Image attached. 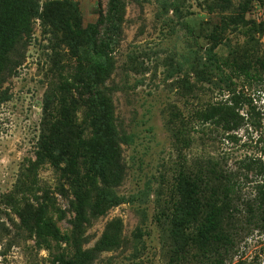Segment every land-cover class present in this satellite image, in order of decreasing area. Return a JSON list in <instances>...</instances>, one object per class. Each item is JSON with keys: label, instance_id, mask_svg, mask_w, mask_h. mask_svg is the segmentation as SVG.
<instances>
[{"label": "rangeland", "instance_id": "obj_1", "mask_svg": "<svg viewBox=\"0 0 264 264\" xmlns=\"http://www.w3.org/2000/svg\"><path fill=\"white\" fill-rule=\"evenodd\" d=\"M124 1L121 31L110 49L114 69L101 85L112 101L118 131L123 167L111 187L122 201L85 224L77 240L83 250L93 249L108 225L116 222H121V237L117 247L95 252L89 264H166L175 226L164 217L171 212L161 218L160 212L172 204L179 172L195 171L206 160L219 163L236 184L220 234L225 237L219 248L227 251L226 264H264V221L256 201L257 186L264 181V84L235 79L237 91L251 96L256 109L244 104V120L234 130L193 117L198 108L229 96L208 81L210 74L202 78L199 71L207 61L209 35L225 17L240 11L242 0L229 5L221 0ZM38 2L39 15L12 53L18 64L0 82V264H52L50 250L36 245L6 196L22 181L32 183L29 168L36 159L45 95L77 65L53 21L72 4L75 19L92 31L100 13H107L109 0ZM250 8L247 18L261 22L264 0H251ZM245 29L230 26L213 53L224 59L248 40L257 41L264 55V31L255 32L252 40ZM216 77L214 72L211 81L217 82ZM71 94L79 98L78 90ZM252 110L259 113L257 118ZM90 131L85 137L92 135ZM62 173L45 163L38 169L37 185L42 187L39 195L46 189L55 201L49 214L67 234L76 217V199ZM12 195L19 202L16 191ZM74 241H62L59 251L72 254Z\"/></svg>", "mask_w": 264, "mask_h": 264}, {"label": "trees", "instance_id": "obj_2", "mask_svg": "<svg viewBox=\"0 0 264 264\" xmlns=\"http://www.w3.org/2000/svg\"><path fill=\"white\" fill-rule=\"evenodd\" d=\"M221 1L225 5L232 3V0ZM250 3L251 0L240 1V11L225 17L222 26H217L209 35L211 46L207 49V61L199 75L207 79L206 75L210 74L208 81L227 91L229 96L224 101L210 103L194 111L193 117L203 124L211 122L234 130L244 120L240 114L244 104L256 109L251 96L237 91L235 79L243 78L242 83L247 84H264V55L259 54L258 42L247 40L239 52L234 50L224 59L213 53L222 42V34L232 25L236 28L245 26V32L252 40L255 32L264 31V19L257 23L247 18ZM38 4V0H0V82L18 64L12 53L24 35L30 32L32 18L39 15ZM71 5L64 8L53 23L55 31L61 34V43L77 59V65L69 69L62 81L56 86L53 84L45 95L36 159L29 168L32 183L22 181L18 185L15 191L19 202L12 195L15 191L6 196L12 210L22 218L23 227L34 236L36 245L50 250L52 264H89L95 252L117 247L121 237V222H116L108 225L93 249L83 250L77 240L85 224L122 201L111 187L113 181L121 176L123 167L118 131L112 101L101 85L114 69L110 49L115 34L121 31L125 1L109 0L107 13H100L92 31L81 27L71 13ZM226 68L229 70L225 71ZM214 72L217 76L214 81L217 82L211 81ZM72 90L79 91L78 99H74ZM252 111L250 114L257 118L259 113ZM78 112H81V119L77 118ZM90 128L92 135L85 137ZM45 163H50L56 171H63L75 196L76 217L70 233L62 234L50 216L49 207H54L55 201L49 192L45 189L39 195L42 187L37 185L38 169ZM219 167V163L206 160L195 171L183 168L185 171L181 170L176 177L178 184L176 195L170 201L172 204L165 205L159 215L161 218L166 212H171L164 217L167 220L171 218L175 226L166 264H226L227 251L219 248L225 237L220 234L236 184L232 182V176ZM257 192V208L264 221V181L257 186ZM62 241L69 245L74 241L75 251L70 255L65 249L59 251ZM237 264L244 263L240 261Z\"/></svg>", "mask_w": 264, "mask_h": 264}]
</instances>
